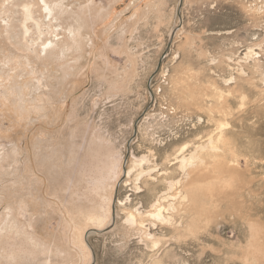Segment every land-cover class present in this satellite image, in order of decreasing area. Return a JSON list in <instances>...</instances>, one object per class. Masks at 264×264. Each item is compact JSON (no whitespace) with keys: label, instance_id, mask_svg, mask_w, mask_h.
I'll use <instances>...</instances> for the list:
<instances>
[{"label":"rangeland","instance_id":"rangeland-1","mask_svg":"<svg viewBox=\"0 0 264 264\" xmlns=\"http://www.w3.org/2000/svg\"><path fill=\"white\" fill-rule=\"evenodd\" d=\"M0 264H264V0H0Z\"/></svg>","mask_w":264,"mask_h":264},{"label":"bare ground","instance_id":"bare-ground-1","mask_svg":"<svg viewBox=\"0 0 264 264\" xmlns=\"http://www.w3.org/2000/svg\"><path fill=\"white\" fill-rule=\"evenodd\" d=\"M221 136L222 135L219 134V135L216 136L215 139L213 137H209L208 149H206L205 151H204V147L203 146H199V149H201V155L196 154L195 151H194V152L190 153L189 156H186V155H182L181 156V162H180L181 165H180V167H181L182 171L184 172L183 175H187L188 176L190 174L191 171L188 173L187 172V167L192 165V164L196 165V168L194 170H192V171H195L199 167L203 166L199 162L204 163L205 160H206L205 158L212 157V158L217 159V157L214 156L213 152L218 150L217 143L221 139ZM218 160H219V162L224 163L223 160H221V159H218ZM223 168L225 169V171H228L226 166H224ZM144 171H145L144 168L140 169L137 179H140V177H141L142 179L147 180L146 177L151 175V173L147 172L146 174H144ZM196 182H197L196 179L192 180L193 184H196ZM170 184H171L170 185V189L173 187V185H178L179 188H180L181 179H177L175 182H170ZM205 187H208L207 188L208 190L212 189V185L210 184V186H209V183L206 184ZM179 188L175 192V194H178V195H175V196L177 198H179L180 199V203H182V202L188 200V196L189 195H187L186 193L183 194L181 189L179 190ZM172 196H174V195H161V197L157 198V200L151 205V208L147 211L148 212L147 215L152 217V218H154V219L160 220V221L170 222L171 221V217L169 215L170 210H174L175 208H174V205L166 204L165 202L169 198H172ZM131 219L135 220L134 215H131Z\"/></svg>","mask_w":264,"mask_h":264}]
</instances>
